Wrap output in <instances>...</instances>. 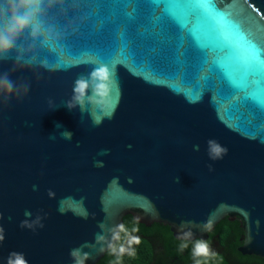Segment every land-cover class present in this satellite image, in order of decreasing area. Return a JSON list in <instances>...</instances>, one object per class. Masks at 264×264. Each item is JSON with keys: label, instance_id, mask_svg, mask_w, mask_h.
<instances>
[{"label": "water", "instance_id": "water-1", "mask_svg": "<svg viewBox=\"0 0 264 264\" xmlns=\"http://www.w3.org/2000/svg\"><path fill=\"white\" fill-rule=\"evenodd\" d=\"M49 23L54 46L0 62V264H97L127 216L184 242L238 220L264 260V0H64Z\"/></svg>", "mask_w": 264, "mask_h": 264}, {"label": "clouds", "instance_id": "clouds-1", "mask_svg": "<svg viewBox=\"0 0 264 264\" xmlns=\"http://www.w3.org/2000/svg\"><path fill=\"white\" fill-rule=\"evenodd\" d=\"M64 0H0V62L12 60L14 68L21 63H31L34 60V52L39 48L54 46L59 36L49 23V16L52 12L63 7ZM110 78L109 69L106 66L95 68L87 77H80L76 80L74 86V95L72 99L66 102L69 110L79 105L83 109L85 100V90L89 84L93 83L94 94L99 93L104 88V84ZM14 90L18 91L17 85L5 73L0 76V92L4 98L8 99ZM66 138H71V133L63 134ZM213 159L222 158L227 154V149L216 146ZM210 170H211V166ZM137 227L130 231L123 225L117 226L112 233L111 239L120 241L118 244L109 243V253L115 257L114 264H123V257H135L136 251L134 245H139L141 239L133 233L138 232ZM123 233V238L121 237ZM3 237L0 236V240ZM105 240V237L98 238V243ZM189 247L188 242H182L179 251L183 252ZM103 250V249H102ZM15 255V254H13ZM73 256L76 255L74 251ZM217 253L210 250L209 244L203 240L195 241L192 248V256L195 264H207L217 257ZM12 264V261H9ZM15 264H24V261L17 259ZM77 264H83V261H77Z\"/></svg>", "mask_w": 264, "mask_h": 264}, {"label": "trees", "instance_id": "trees-1", "mask_svg": "<svg viewBox=\"0 0 264 264\" xmlns=\"http://www.w3.org/2000/svg\"><path fill=\"white\" fill-rule=\"evenodd\" d=\"M129 231L133 227L139 230L133 235L141 239L139 245H134L135 257H123V264H195L192 248L195 243L188 242L189 247L183 252L179 246L184 241L173 239L168 228L153 224L149 228L137 224L129 216L123 218L122 223ZM123 238V233L120 234ZM242 231L238 220L221 221L215 229L208 234L206 242L210 250L217 253V257L207 264H264V260L255 257L241 256L237 249L241 246ZM197 241V240H196ZM120 243L116 241L115 244ZM115 257L107 251L97 264H114Z\"/></svg>", "mask_w": 264, "mask_h": 264}]
</instances>
